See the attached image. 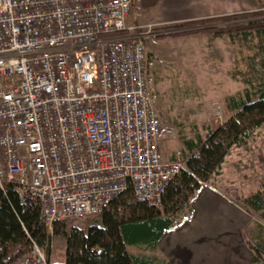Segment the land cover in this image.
I'll return each instance as SVG.
<instances>
[{
	"label": "built area",
	"instance_id": "obj_1",
	"mask_svg": "<svg viewBox=\"0 0 264 264\" xmlns=\"http://www.w3.org/2000/svg\"><path fill=\"white\" fill-rule=\"evenodd\" d=\"M131 7L0 0V188L38 210L51 240L54 221L100 215L127 191L161 207L183 168L161 152L144 41L155 33ZM47 263L33 243L10 264Z\"/></svg>",
	"mask_w": 264,
	"mask_h": 264
},
{
	"label": "rangeland",
	"instance_id": "obj_2",
	"mask_svg": "<svg viewBox=\"0 0 264 264\" xmlns=\"http://www.w3.org/2000/svg\"><path fill=\"white\" fill-rule=\"evenodd\" d=\"M253 4L250 10L243 11L241 8L248 9V6H242L238 8L239 12L222 17L247 13L249 16L242 18V21L264 19V0H254ZM135 9L139 11L138 6ZM251 13L255 15L251 16ZM135 16L139 24L152 26L151 31L155 33L144 38L148 86L160 115L158 142L161 152L165 158L172 160L173 155L181 157L186 150V140L196 144L204 142L207 131L221 126L234 114L228 107V97L264 83V35L243 37L240 34L230 37L223 33L216 36L209 31L210 28L220 31L232 21L219 20L176 28L170 26L178 23L161 26L149 23V13ZM219 181L237 189L238 199L229 198L247 210L243 209L251 224L241 233V237L254 242L258 232L254 225L263 228L264 218L248 210L242 199L255 191H264V124L249 134L244 146L230 149L220 173L202 184L214 185ZM109 209L110 206L106 210ZM189 214L190 208L186 206L177 217L185 219ZM100 216L86 217L69 224L86 230L91 224L101 225ZM236 244L234 247L238 250ZM128 250L136 251L130 246ZM49 260L52 263L65 261L62 237L52 236Z\"/></svg>",
	"mask_w": 264,
	"mask_h": 264
},
{
	"label": "trees",
	"instance_id": "obj_3",
	"mask_svg": "<svg viewBox=\"0 0 264 264\" xmlns=\"http://www.w3.org/2000/svg\"><path fill=\"white\" fill-rule=\"evenodd\" d=\"M253 15L255 13H251ZM247 16L249 14L240 13L211 17L170 27L199 26L223 20L232 22L220 31L211 28L209 31L216 36L223 33L230 37L264 35V19L242 21ZM228 107L234 114L221 126L207 131L204 142L196 144L186 140V152L183 151L181 157H171L182 161L183 168L167 187L161 207L136 202L131 191H127L112 200L110 209L101 214V225L91 224L83 230L65 221H54L53 236L62 237L65 242L63 263L49 260L51 236L38 210L23 207L11 184L0 188V264H10L28 255L33 243L44 248L47 264H170L154 254L159 239L164 232L175 229L190 217V205L201 184L220 173L230 149L244 146L249 134L264 124V83L228 97ZM242 201L248 210L264 218V191L250 193ZM186 206L190 208L189 216L178 218L177 214ZM254 226L258 228L254 242L246 238V243L252 264H264V227ZM129 246L136 251H129Z\"/></svg>",
	"mask_w": 264,
	"mask_h": 264
},
{
	"label": "crops",
	"instance_id": "obj_4",
	"mask_svg": "<svg viewBox=\"0 0 264 264\" xmlns=\"http://www.w3.org/2000/svg\"><path fill=\"white\" fill-rule=\"evenodd\" d=\"M132 0L129 20L150 15L156 26L181 23L250 10L254 0ZM138 6L139 11H136ZM132 17V18H131ZM202 184L191 203L190 217L180 226L164 232L154 254L170 264H252L250 250L241 233L251 225L245 211L234 200L237 189ZM240 240L239 243H235ZM236 244L238 250L234 247ZM239 251V252H238ZM241 255H240V254Z\"/></svg>",
	"mask_w": 264,
	"mask_h": 264
}]
</instances>
